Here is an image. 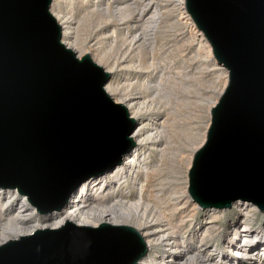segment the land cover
Masks as SVG:
<instances>
[{
	"label": "water",
	"instance_id": "95a60500",
	"mask_svg": "<svg viewBox=\"0 0 264 264\" xmlns=\"http://www.w3.org/2000/svg\"><path fill=\"white\" fill-rule=\"evenodd\" d=\"M51 0H0V188L37 213L59 210L89 176L135 146L108 73L60 43ZM229 81L211 110L188 193L203 210L247 200L264 212V0H185ZM147 252L127 225L37 230L0 246V264H136Z\"/></svg>",
	"mask_w": 264,
	"mask_h": 264
},
{
	"label": "bare ground",
	"instance_id": "6f19581e",
	"mask_svg": "<svg viewBox=\"0 0 264 264\" xmlns=\"http://www.w3.org/2000/svg\"><path fill=\"white\" fill-rule=\"evenodd\" d=\"M177 1L192 24L185 0ZM148 5L145 0H51L49 12L60 27V43L76 58L88 54L108 73L103 90L114 103L122 104L133 120L135 127L129 136L135 146L123 153L121 165L116 164L102 174L81 181L59 210L39 214L36 206L27 201V195L19 194L16 187L0 188V246L37 230L58 229L65 221L83 228L107 223L127 225L139 233L147 252L136 264H264V223L261 225L259 221L264 212L257 205L236 199L230 209L207 207L202 210L188 193V174L195 153L207 139L211 110L227 86L229 71L217 63L211 44L197 28L201 32L199 45L203 56L210 62L215 80L222 79V82L217 85L219 91L215 100L203 112L202 129H195L187 140L191 143V138L195 137L199 139L198 144L190 148L189 144L177 146L172 137L185 129L187 115L181 112V105H187L184 95L189 89L187 82L192 78L179 72L173 81L171 78L173 86L168 87L170 71L167 69L172 67L163 63L165 65L157 67L160 71L155 72L156 67L149 70L154 63L149 54L157 50L154 41L159 40L156 35L159 13L153 11L151 17L145 19ZM89 33L96 37L92 45L86 41ZM117 40L126 47V56L120 62L109 55ZM88 45L92 47V55H77L78 50L84 51ZM168 53L171 51L164 54ZM165 58L168 59L164 55ZM168 62L171 66L172 61ZM130 87L152 92L150 95L131 93ZM170 157H178L184 169L180 173V187L171 186L165 194L156 187V182L164 179L161 175ZM152 188H155L153 200L143 201ZM226 214L231 218L223 227L221 221ZM125 219L136 221L139 227L125 224ZM257 220L258 226H253ZM221 238L224 246L219 244Z\"/></svg>",
	"mask_w": 264,
	"mask_h": 264
},
{
	"label": "rangeland",
	"instance_id": "374dc122",
	"mask_svg": "<svg viewBox=\"0 0 264 264\" xmlns=\"http://www.w3.org/2000/svg\"><path fill=\"white\" fill-rule=\"evenodd\" d=\"M145 2L149 3L148 7L144 12L146 13L145 19L150 18L153 11H158L159 13V16H157L159 17V21H158L159 26L157 27L158 31L156 30L157 32L156 35L158 36L159 40L154 41L156 45V49L159 51L155 50L154 53L149 54L150 57L153 56L152 61H154V63L152 62L153 67L150 68L149 70H152L153 68L156 67L155 72H157L158 70L160 71L161 68L157 69V67L159 65H162L163 63H166L169 66V68L172 67L170 69H167V72L170 71L169 73L171 74L170 75L169 73H167L168 78H170L169 84L167 83L168 87L173 86V83L171 82L173 81L175 75L176 76L179 75L178 74L179 72L187 73L188 76L192 78V79L188 78L186 80L187 82L190 79L189 82H187L189 84L188 85L189 89L187 88L188 90L185 91L186 94L184 93L185 94L184 96L187 99V103H186L187 105L186 106L181 105V112L187 115L184 121L186 130L184 129V131L182 132L180 131L178 132L177 135L172 137V140L175 142L177 146H183L189 144L188 148H190L192 145L194 146V144L195 145L198 144L199 139L195 137L191 138V143H189V141L187 140L188 138H190V136L192 135L191 133H193L195 129L196 130L202 129L205 121L203 112L206 106L215 100L214 98L219 91V86L217 85L222 82V79L215 80V75L213 74V70L210 67V62L206 61V58L203 56L204 53L200 48L201 45L200 41L202 37L199 34H201V32L197 29L193 21L192 24L189 23L190 20L188 19V17H186V13L183 12L185 10L182 8L179 2L177 0H145ZM90 34L91 33H89L88 36L86 37V41L88 42L89 40L88 42L89 45H92L94 44V42H96V37L94 34H91L92 36ZM152 36L153 35L151 34V37ZM132 37L133 35L130 38L132 39ZM131 39H129V41ZM89 45L88 48L85 49L84 51L78 50L77 52H79L80 54L76 52L77 55L81 56L85 53H89L90 55H92L93 50L92 47ZM160 46H162L161 48L162 50L160 49ZM169 50L171 51L170 54L169 53L168 55L164 54ZM124 52H126V47L121 45L120 41L117 40L114 48L111 49V51L109 52V55L114 59L117 58V60L120 62L123 61L124 57L126 56ZM164 55L168 57L167 60L166 58L164 59ZM164 60L167 62H165ZM168 60L172 61L171 66L168 64L169 63ZM175 62L178 64L175 65ZM102 65L106 68L105 64ZM112 80L113 79L111 78L108 83H110ZM128 89L131 93L141 92L143 94L150 95L152 92V90H145L140 88L136 89L134 87H130ZM196 134H198V132ZM178 159H179L178 157H174V158L170 157L166 160V167L164 169L163 174L161 175V177L164 179L159 178L160 181L156 182L158 183L157 184L158 186L156 187H158L159 189L160 188L163 189V193L165 194L169 191L168 189L172 188L173 186L180 187L182 183V177H181L182 175L180 173L184 169V163H182V161ZM149 191H150L149 196L144 195L143 201L153 200V194L155 193V188L149 189ZM261 215L263 216V218L262 220L259 221L260 224L263 225L264 214ZM230 218L231 216L226 214V218L223 221H221V224L223 223L222 224L223 227L226 226V221ZM259 221L257 220L253 222V226H258L257 224ZM124 223L125 224L129 223V225L139 227L138 223H136V221L132 219L129 220L125 219ZM211 244L212 243H210L209 246ZM219 244L220 246H224V242L222 238L220 239Z\"/></svg>",
	"mask_w": 264,
	"mask_h": 264
}]
</instances>
